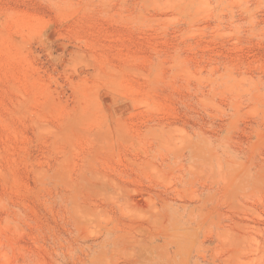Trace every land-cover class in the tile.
Returning <instances> with one entry per match:
<instances>
[{"label":"rangeland","instance_id":"obj_1","mask_svg":"<svg viewBox=\"0 0 264 264\" xmlns=\"http://www.w3.org/2000/svg\"><path fill=\"white\" fill-rule=\"evenodd\" d=\"M0 264H264V0H0Z\"/></svg>","mask_w":264,"mask_h":264},{"label":"bare ground","instance_id":"obj_2","mask_svg":"<svg viewBox=\"0 0 264 264\" xmlns=\"http://www.w3.org/2000/svg\"><path fill=\"white\" fill-rule=\"evenodd\" d=\"M57 48L59 49L58 51L60 52L61 51V48L57 46ZM110 102V101H109Z\"/></svg>","mask_w":264,"mask_h":264}]
</instances>
